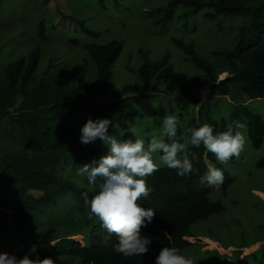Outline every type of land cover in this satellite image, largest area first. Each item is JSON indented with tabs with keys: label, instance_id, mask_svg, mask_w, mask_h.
<instances>
[{
	"label": "trees",
	"instance_id": "1",
	"mask_svg": "<svg viewBox=\"0 0 264 264\" xmlns=\"http://www.w3.org/2000/svg\"><path fill=\"white\" fill-rule=\"evenodd\" d=\"M153 2L146 15L152 25L164 30L180 21L183 22V28L188 30L199 14L205 20L214 22L238 16L246 9L243 0ZM250 10L247 18L231 25L230 29L235 30L236 43L226 49L213 51L214 59L204 58L194 40L174 36L172 41L205 73L203 79L210 78L225 61L233 73L228 78H220L221 81L215 86L214 96L200 109L199 124L194 120L189 127L210 124L216 132H223L230 125L234 127L235 122L243 121L250 127L255 148H259L264 141V121L261 114L250 109L249 104L264 99V3ZM78 21L85 33L92 37L99 34L89 29L84 20ZM220 24V30L228 26L224 22ZM40 26V37L46 39L45 24ZM84 48L95 63L96 80L88 82L86 74L82 72L78 76V85L72 88L53 85L46 77L31 87L42 61L43 50L40 45L28 56L12 59L2 66L0 253L12 254L21 259L25 255L32 260L51 258L55 264H155L156 257L164 247L176 248L182 254L186 248L195 246L185 240V237H195L191 232L192 226L225 211L223 202L212 200L210 195L217 191L227 195L234 183L232 175L202 145L188 147L189 158L195 157L193 164L199 170L198 174L194 172L182 178L175 169L162 166L147 178L154 191L147 201H142L141 206L145 209L153 208L156 213L153 221L141 229L142 234L153 241L149 251L142 256L125 257L116 254L113 251L116 235L109 236L98 218L84 204L82 192L88 191L91 198L95 189L81 183L79 180L82 178L75 174L78 165L98 161L107 155L109 148L99 139L94 143L82 144L81 131L69 129L59 135L54 133L55 127L52 124L55 123V117L46 118V113L48 107L66 103L68 111L65 110L64 114L69 115L90 103L94 109L87 121L90 118H108L118 130L110 127V134L120 139L119 133H123V139L135 140L130 127L144 116L140 106L143 94L140 88L137 89V94H141L138 96L115 97L109 94L116 63L124 51L123 41L112 40L105 44L88 42ZM142 55L144 64L149 69L147 80L153 81V90L159 92V86L174 73L170 54L158 61H152L147 52H142ZM49 72L48 67L46 75ZM211 91V85L207 83L201 91L205 94L201 96L202 100ZM223 99H227L234 108L231 118L218 119L213 111L214 106L219 105L218 101ZM175 101L182 116L195 110L201 99L194 84H191L176 96ZM176 140L183 143L178 134ZM165 141L170 142L167 137ZM206 161L224 171V182L218 188L201 183V177L209 167ZM236 161L237 158L233 157L229 163ZM258 167H264V158L260 160ZM34 191L42 194L35 195L32 193ZM79 236L84 238V245L76 240ZM258 242L239 248L251 247ZM33 248L35 251H32ZM206 252L222 256L216 251ZM234 256L236 258L232 264H248L251 260L254 264H264V248L244 257L241 251Z\"/></svg>",
	"mask_w": 264,
	"mask_h": 264
},
{
	"label": "rangeland",
	"instance_id": "2",
	"mask_svg": "<svg viewBox=\"0 0 264 264\" xmlns=\"http://www.w3.org/2000/svg\"><path fill=\"white\" fill-rule=\"evenodd\" d=\"M243 2L246 9L238 16L213 22L205 20L199 14L195 17L196 21L192 18L194 22L188 30L183 28L182 21L174 22L164 30L152 25L146 15L154 4L153 0H0V76L3 75V65L12 59L28 56L40 45L43 50L42 61L31 87L46 77L53 85L72 88L78 85V76L82 72L86 74L88 82L96 80L95 63L84 48L86 43L123 41L124 51L116 63L109 94L115 97L138 96L141 95L137 94V89L140 88L143 94L142 97L139 96L140 106L144 116L132 127L142 128L141 138L147 145L154 135H159L165 115L177 116L186 127L193 124L194 120L199 124L200 109L214 96L215 86L221 81L220 78L233 76L225 61L210 78L203 79L205 73L176 47L172 37L194 40L204 58L214 59L213 51L226 49L236 43L235 30L230 29L231 25L247 18L251 13L250 9L263 4L264 0ZM80 19L85 21L89 29L99 34L92 37L85 33L78 21ZM222 22L228 26L220 30ZM43 23L46 39L40 37V25ZM142 52H147L152 61L161 60L170 54L174 73L159 86V92L153 90L154 82L147 80L149 69L144 64ZM48 67L50 72L46 75ZM211 81L213 82L210 83ZM207 83L211 85L212 91L202 100L201 96L205 94L201 91ZM191 84H194L199 93L201 102L195 110L181 116L175 98ZM218 102L219 105L213 109L217 118H231L234 110L232 104L227 99ZM67 107L65 103L47 109L46 118L55 117L53 132L58 135L69 129L80 131L94 109L92 104L86 103L77 112L65 115ZM249 107L261 114L264 121V99L250 103ZM241 123L246 125V129L242 130L245 135L244 149L235 163L224 165L234 183L227 195L222 191L210 195L212 200L222 201L226 209L222 214L193 225L191 232L195 237H185V240L195 246L186 248L182 254L191 258L193 264H232L236 252L241 251L244 257L264 248V167H258V163L264 158V141L262 146L255 148L249 125L243 121ZM182 132L183 128H178L177 134L184 142ZM209 163L207 162L210 166ZM79 181L88 185L83 179ZM91 187L96 191L95 187ZM32 193L42 194L36 191ZM76 240L84 245L82 236L76 237ZM255 241L259 242L251 247L239 248ZM206 251H216L222 256ZM248 264L254 262L251 260Z\"/></svg>",
	"mask_w": 264,
	"mask_h": 264
},
{
	"label": "clouds",
	"instance_id": "3",
	"mask_svg": "<svg viewBox=\"0 0 264 264\" xmlns=\"http://www.w3.org/2000/svg\"><path fill=\"white\" fill-rule=\"evenodd\" d=\"M110 127L118 131L115 123L108 118H90L82 126V144L94 143L99 139L109 151L98 161L78 165L75 174L96 188L91 198L88 191L82 192L84 204L98 218L109 236L116 235L113 251L125 257L142 256L149 251L153 242L141 232L142 227H147L156 214L153 208L145 209L141 206L142 201H147L154 191L147 182L149 176L162 166L175 169L182 178L194 172L198 174L199 170L193 164L195 157L189 158V145H202L222 165H228L233 157L239 158L245 145L242 130L246 129V125L239 121L235 122L234 127L230 125L226 131L216 132L210 124L186 127L177 116L165 115L159 135H154L147 145L141 138L142 128L130 127L131 135L136 137L133 140L123 139V133H119L121 138L118 139L116 135L109 133ZM178 128H183V143L176 140ZM164 137L170 142H166ZM224 179V171L210 165L201 177V183L218 188ZM0 264H55V261L51 258L32 260L27 255L21 259L12 254L0 253ZM155 264L193 262L178 249L164 247L156 257Z\"/></svg>",
	"mask_w": 264,
	"mask_h": 264
},
{
	"label": "crops",
	"instance_id": "4",
	"mask_svg": "<svg viewBox=\"0 0 264 264\" xmlns=\"http://www.w3.org/2000/svg\"><path fill=\"white\" fill-rule=\"evenodd\" d=\"M210 161V160H209ZM207 163V162H206ZM212 164H213V162H212ZM214 165V164H213ZM209 166V165H208Z\"/></svg>",
	"mask_w": 264,
	"mask_h": 264
}]
</instances>
